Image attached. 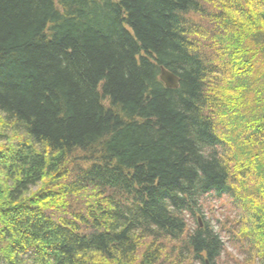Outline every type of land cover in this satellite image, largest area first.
Here are the masks:
<instances>
[{"label":"trees","instance_id":"obj_1","mask_svg":"<svg viewBox=\"0 0 264 264\" xmlns=\"http://www.w3.org/2000/svg\"><path fill=\"white\" fill-rule=\"evenodd\" d=\"M229 246L264 264V0H0V264Z\"/></svg>","mask_w":264,"mask_h":264},{"label":"rangeland","instance_id":"obj_2","mask_svg":"<svg viewBox=\"0 0 264 264\" xmlns=\"http://www.w3.org/2000/svg\"><path fill=\"white\" fill-rule=\"evenodd\" d=\"M205 204V203H204ZM231 207L226 202H217L216 200H211L205 204V215L206 219L212 220V223H216V220L224 221L226 218H230L231 221H234L235 215L231 212ZM194 226V224H193ZM192 226V227H193ZM236 252L233 247L229 246L228 251L224 259L222 260L223 264L225 262L230 264H235L234 262L241 261L242 258L236 256ZM240 259V260H239Z\"/></svg>","mask_w":264,"mask_h":264},{"label":"water","instance_id":"obj_3","mask_svg":"<svg viewBox=\"0 0 264 264\" xmlns=\"http://www.w3.org/2000/svg\"><path fill=\"white\" fill-rule=\"evenodd\" d=\"M160 81L162 82V84H164L167 88L172 89V90H176L177 88H179V77L173 73H170L168 70H166L165 68H161L160 69ZM206 264H209L208 261H206Z\"/></svg>","mask_w":264,"mask_h":264}]
</instances>
